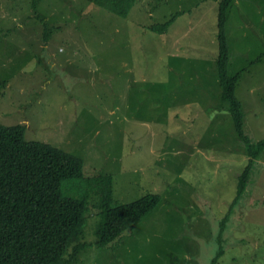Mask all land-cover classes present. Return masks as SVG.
<instances>
[{
	"label": "rangeland",
	"instance_id": "374dc122",
	"mask_svg": "<svg viewBox=\"0 0 264 264\" xmlns=\"http://www.w3.org/2000/svg\"><path fill=\"white\" fill-rule=\"evenodd\" d=\"M221 1L134 0L120 17L88 0H0V126L22 124L27 140L81 158L84 176H110L114 206L160 196L99 248L101 197L87 185L88 247L77 264H210L216 255L248 161L216 103ZM173 15L165 33L149 28ZM227 17L228 74L248 67L235 95L255 142L264 139V0H232ZM256 162L217 264H264V152Z\"/></svg>",
	"mask_w": 264,
	"mask_h": 264
},
{
	"label": "trees",
	"instance_id": "16d2710c",
	"mask_svg": "<svg viewBox=\"0 0 264 264\" xmlns=\"http://www.w3.org/2000/svg\"><path fill=\"white\" fill-rule=\"evenodd\" d=\"M88 1L120 17L127 16L134 3V0ZM231 1L219 4L215 63L221 93L216 103L221 111L229 112L248 161L237 176L234 204L220 220L219 247L210 264H217L223 255V232L234 205L246 192L256 161L264 152V139L254 142L245 134V114L235 95L241 75L248 67L228 74L225 26ZM175 16L149 28L163 34ZM25 132L22 124L0 126V264H77L88 247L81 239L90 209L86 187L89 184L96 183L101 197L96 206L99 221L95 229V244L99 248L107 247L159 204L158 194H147L131 203L114 206L110 176L98 175L95 179L84 176L81 158L47 143L29 141Z\"/></svg>",
	"mask_w": 264,
	"mask_h": 264
}]
</instances>
